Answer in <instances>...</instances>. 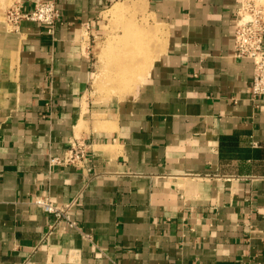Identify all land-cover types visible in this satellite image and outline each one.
<instances>
[{
    "label": "crops",
    "instance_id": "0c3cea01",
    "mask_svg": "<svg viewBox=\"0 0 264 264\" xmlns=\"http://www.w3.org/2000/svg\"><path fill=\"white\" fill-rule=\"evenodd\" d=\"M35 1L0 0V264H264V97L235 57L245 0H53V33L9 26ZM119 4L162 27L154 60L135 23L103 40ZM74 141L85 168L51 166ZM46 196L75 202L77 225L47 242Z\"/></svg>",
    "mask_w": 264,
    "mask_h": 264
},
{
    "label": "built area",
    "instance_id": "2783aa9c",
    "mask_svg": "<svg viewBox=\"0 0 264 264\" xmlns=\"http://www.w3.org/2000/svg\"><path fill=\"white\" fill-rule=\"evenodd\" d=\"M9 26L17 28L22 21H31L48 26L53 33L56 25L61 20L57 4L53 0H36L33 9L23 11L20 6L11 7L6 13ZM235 57L237 59L251 60L254 64L252 83V98L257 100L264 97V11L258 9L254 0H245L237 16L235 27ZM88 146L82 142L74 141L63 158H50L51 166H75L85 168L87 162ZM35 205L53 216L45 242L56 232L62 223L77 228L71 219L70 211L75 202L66 205L57 204L52 198L46 196L36 198Z\"/></svg>",
    "mask_w": 264,
    "mask_h": 264
},
{
    "label": "rangeland",
    "instance_id": "374dc122",
    "mask_svg": "<svg viewBox=\"0 0 264 264\" xmlns=\"http://www.w3.org/2000/svg\"><path fill=\"white\" fill-rule=\"evenodd\" d=\"M256 5L258 9H261L262 11H264V6L260 3L259 0ZM144 21H146L144 17H137V19H134V17H129L128 9H126L121 15L111 18V20L109 21V27H108V30L111 31V35L109 33H106L107 37L103 38V40L107 42L106 44L111 42L112 46H114L113 44L117 45V43L122 42V40H125V38L131 34L125 30L124 26L135 23L138 29V32L135 35V40L138 46L143 45L144 43H147L148 49H149L150 45H152V47L154 48L153 50V54H154L153 60H154L155 46L160 45V43L163 41V31L160 29L162 27L160 25H157L156 22L154 21H149V20H147L146 22ZM144 25H147V27L152 31V34L151 33L146 34L144 32H141L142 29L144 28ZM151 35L153 38L152 37L149 38ZM102 42H103L102 39L99 38L96 40V43H93L92 45L97 46L99 44H102ZM144 53H145V48H143L142 51H139V56L140 55L144 56L145 55ZM142 73H144V71Z\"/></svg>",
    "mask_w": 264,
    "mask_h": 264
},
{
    "label": "bare ground",
    "instance_id": "6f19581e",
    "mask_svg": "<svg viewBox=\"0 0 264 264\" xmlns=\"http://www.w3.org/2000/svg\"><path fill=\"white\" fill-rule=\"evenodd\" d=\"M126 8L128 9V7H126L125 6V4L124 5H121V4H119V5H117L114 9H113V13L111 12V14H116V15H120V14H122L125 10H126ZM142 9L143 8H138L137 9V12L139 13V12H142ZM130 12V11H129ZM142 32H144L145 33V31H142ZM150 33V32H149ZM147 34V33H146ZM145 34V35H146ZM149 35V34H148ZM154 36V35H153ZM153 38V37H152ZM144 45V44H143ZM132 54V53H131ZM133 54H135V52H133ZM132 54V57H134L135 55H133ZM138 54V56H139V52L137 51L136 52V55ZM116 68H120V66H117ZM116 68H112L114 71H113V73H112V76H114V79H118V77H120V71L119 70H116ZM126 68V67H125ZM129 69V68H128ZM132 69V68H131ZM128 72V71H127ZM121 73H123V70L121 71ZM124 73H125V71H124ZM127 73H125V75H126ZM124 75H121V77H123ZM121 80H123V79H121ZM102 83V82H101Z\"/></svg>",
    "mask_w": 264,
    "mask_h": 264
}]
</instances>
